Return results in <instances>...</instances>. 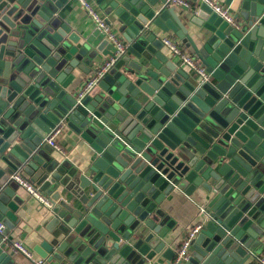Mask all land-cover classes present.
I'll use <instances>...</instances> for the list:
<instances>
[{
  "label": "water",
  "instance_id": "water-1",
  "mask_svg": "<svg viewBox=\"0 0 264 264\" xmlns=\"http://www.w3.org/2000/svg\"><path fill=\"white\" fill-rule=\"evenodd\" d=\"M68 1L0 0V216L17 221L24 200L12 177L23 172L52 204L34 250L46 264H170L177 203L198 195L203 229L180 264H254L264 239V0H224L237 4L234 24L205 0H192L193 16L165 0H91L126 49L82 98L72 83L114 50L105 38L80 44L57 15ZM157 31L208 80L168 55ZM60 124L89 147L82 168L46 156ZM2 239L0 264H34Z\"/></svg>",
  "mask_w": 264,
  "mask_h": 264
},
{
  "label": "crops",
  "instance_id": "crops-1",
  "mask_svg": "<svg viewBox=\"0 0 264 264\" xmlns=\"http://www.w3.org/2000/svg\"><path fill=\"white\" fill-rule=\"evenodd\" d=\"M88 1L92 3L91 0ZM212 2L226 8L229 15H231L232 18L234 17L237 10L236 2L230 5H225L224 0H212ZM188 3L189 7L186 8L175 7L176 12H178L180 15H182L184 12H189V16L195 15L198 10V6L195 5V2H193L192 0H188ZM92 4L94 5V3ZM96 9L105 18V20L109 21V23L111 21H114L112 17H107L102 14L97 7ZM57 15L59 16L62 23L64 25H67L71 29V33L79 37L80 44L88 45L90 47H96L103 42L104 38L106 39V37L95 28L93 20L87 15V13L84 11L77 0L68 1L57 12ZM188 29L189 34L191 35L192 30L190 28ZM111 31L119 40H121L120 35L115 32L113 26H111ZM157 32L162 39H170L166 33H163L161 31ZM106 49L114 50V47L113 45L108 44L106 46ZM166 52L169 55V52L167 50ZM174 60L176 61L177 59L174 58ZM100 66L98 67V69L100 68ZM94 75L95 73L85 77L82 83H77L78 79L84 77L79 76V78L72 83L71 87L76 88V90L82 88V86ZM57 142L65 150V155L55 152L46 144V142H44L43 144L48 152L46 156H48L51 161L56 162V164L63 162L62 164L67 166V168L75 167L79 169L85 165V158L89 152V147H87L69 128L65 126L62 133L59 135V137H57ZM158 163L161 165H165V158L164 160L163 158H159ZM165 166L170 170V172L174 169L171 163ZM18 174H21L29 180V175H26L23 172H19ZM36 189L38 188L36 187ZM19 195L24 200V202L16 212L17 221L15 223H11L3 216H0V222L5 225L4 235L10 242L21 243L31 253V257L33 260H41L34 252V250L40 249L41 243L46 240L50 214L48 213L45 206H43L40 202L33 198L22 187H20L19 189ZM201 207H205V201L198 195H193L190 198H184L183 204L181 202L177 203L176 210H181V223L183 225V228L180 229V234L177 233L170 239H168V243H170L168 244V247L175 249V254L185 236L186 230L200 221L199 209ZM262 241L263 242L260 244L255 257L264 252V239ZM10 252L13 253L11 250ZM19 258L21 259L23 264H27L24 259H22L21 257ZM253 262L254 264H257L256 260H254Z\"/></svg>",
  "mask_w": 264,
  "mask_h": 264
},
{
  "label": "built area",
  "instance_id": "built-area-1",
  "mask_svg": "<svg viewBox=\"0 0 264 264\" xmlns=\"http://www.w3.org/2000/svg\"><path fill=\"white\" fill-rule=\"evenodd\" d=\"M87 15L93 20L95 28L102 33L106 39L112 42L114 46L113 57L108 58L96 72L89 81H87L81 88L79 98H82L89 94L96 87L99 79L111 68L114 63L124 54L126 46L124 42L119 40L111 31V28L107 24L105 18L97 11L96 7L89 2L88 0H77ZM167 6L171 7H189L188 0H165ZM205 3L210 7L211 11L219 16L221 19L226 21L228 24H234V20L229 15L226 8L215 4L212 0H205ZM164 46L167 48L168 52L176 59H179L181 64L187 68L192 69L203 81H207L209 76L203 68H201L189 55V53L177 42L172 41L171 39L163 40ZM65 128V124H60L56 126L54 130L48 135L45 142L46 144L53 149L55 152L65 155V150L57 142V137L62 133ZM13 181L16 182L20 187L27 191L33 198L40 202L47 209L52 208V204L49 201L47 196H44L36 187L30 183L21 174H15L12 177ZM200 213L204 212V209L201 207ZM203 224L197 222L185 232V236L181 241V244L175 254L174 259L170 264H180L186 260L192 241L195 237L202 231ZM5 225L0 222V235H3L2 241L9 247V249L14 253H19L25 258L32 260L34 264H45L43 260H33L31 253L19 242H10L4 235ZM257 264H264V252L255 257Z\"/></svg>",
  "mask_w": 264,
  "mask_h": 264
},
{
  "label": "trees",
  "instance_id": "trees-1",
  "mask_svg": "<svg viewBox=\"0 0 264 264\" xmlns=\"http://www.w3.org/2000/svg\"><path fill=\"white\" fill-rule=\"evenodd\" d=\"M184 48V47H183Z\"/></svg>",
  "mask_w": 264,
  "mask_h": 264
}]
</instances>
